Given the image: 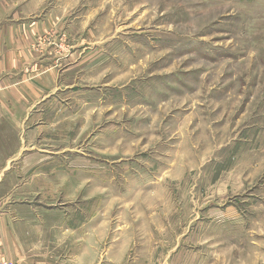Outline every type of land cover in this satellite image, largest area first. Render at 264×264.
Returning a JSON list of instances; mask_svg holds the SVG:
<instances>
[{
	"label": "rangeland",
	"instance_id": "obj_1",
	"mask_svg": "<svg viewBox=\"0 0 264 264\" xmlns=\"http://www.w3.org/2000/svg\"><path fill=\"white\" fill-rule=\"evenodd\" d=\"M24 17L53 20L31 49L75 86L41 134L56 219L84 225L58 231L59 258L71 237L74 264H264V0H44Z\"/></svg>",
	"mask_w": 264,
	"mask_h": 264
},
{
	"label": "crops",
	"instance_id": "obj_2",
	"mask_svg": "<svg viewBox=\"0 0 264 264\" xmlns=\"http://www.w3.org/2000/svg\"><path fill=\"white\" fill-rule=\"evenodd\" d=\"M43 2L1 3L0 259L16 264H74L71 237L63 256L57 255V233L62 239L65 233L80 235L84 225L80 222L72 226L74 215L68 212L56 219V206L49 197L55 188L52 180L61 181L57 179L61 177L50 173L49 167L56 162L43 150L41 134L60 110L59 91H73L75 86H63L62 75L70 71L68 66L60 70L51 64L45 66L46 59L31 49L34 39L54 25L52 19L25 20L24 14L38 10ZM125 258L117 264H124ZM185 259L179 258L178 262ZM195 262L187 264H200Z\"/></svg>",
	"mask_w": 264,
	"mask_h": 264
},
{
	"label": "built area",
	"instance_id": "obj_3",
	"mask_svg": "<svg viewBox=\"0 0 264 264\" xmlns=\"http://www.w3.org/2000/svg\"><path fill=\"white\" fill-rule=\"evenodd\" d=\"M0 264H16V263L9 262V261H7V260H5V261L0 260Z\"/></svg>",
	"mask_w": 264,
	"mask_h": 264
}]
</instances>
